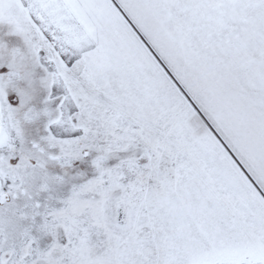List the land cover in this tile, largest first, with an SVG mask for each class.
Listing matches in <instances>:
<instances>
[{
  "label": "snow or ice",
  "instance_id": "1",
  "mask_svg": "<svg viewBox=\"0 0 264 264\" xmlns=\"http://www.w3.org/2000/svg\"><path fill=\"white\" fill-rule=\"evenodd\" d=\"M0 264H264V0H0Z\"/></svg>",
  "mask_w": 264,
  "mask_h": 264
}]
</instances>
